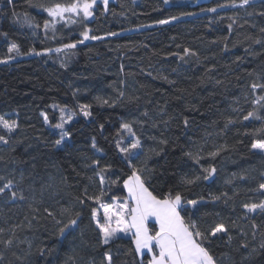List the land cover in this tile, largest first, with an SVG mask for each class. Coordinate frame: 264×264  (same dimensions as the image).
Here are the masks:
<instances>
[{"label": "trees", "instance_id": "16d2710c", "mask_svg": "<svg viewBox=\"0 0 264 264\" xmlns=\"http://www.w3.org/2000/svg\"><path fill=\"white\" fill-rule=\"evenodd\" d=\"M56 2L67 0H31L45 6ZM231 3L109 0L105 11L98 0L94 18L76 25L61 22L55 33H46L42 27L33 29L22 23L23 14L28 13L42 25L51 19L46 12L31 7L29 0H13L12 5L0 0V60H8L0 63V115L19 124L10 134L0 128V135L9 139L8 144L0 143V175L20 181L23 174L20 188L27 197L13 202L7 194L0 196V227L8 230L21 225L11 248L0 244L4 257L0 264H101L109 250L114 264H140L141 257L127 254L134 247L131 238L102 245L90 215L91 208L98 205L91 201L80 205L75 200L85 186L90 195L99 190L94 170L85 167L95 159H100L101 166L111 164L109 178L120 180L107 195L126 197L122 182L130 170L116 141L128 142V133L120 125L133 121H143L133 128L145 151L164 149L161 155L152 156L149 167L162 172L168 186L177 185L186 199L200 201L196 209L186 205L192 218L202 228L220 222L228 225L232 240L225 236L212 244L219 264H264V248L260 247L264 243V213L245 216L242 208L244 203L264 200V195L255 191L264 183V155L251 150L254 139L264 138V134H252L264 122L243 120L249 111L264 115V108L253 103L264 93L254 94L250 88L253 82H264V33L260 32L264 16L259 15L264 4L253 0L243 8L218 7ZM211 8L216 12L207 11ZM13 10L20 16L13 17ZM173 16L179 19L156 23ZM85 26L91 29L90 35L103 39L87 40L67 53L48 56L8 52L13 42L21 53L62 47L82 39ZM111 32L117 35H108ZM256 39L262 43H254ZM184 48L197 53L186 58L188 63L173 55L183 54ZM120 91L125 93L123 97ZM81 104L91 105V116L80 115ZM60 108L76 115L65 129L70 136L56 145L60 137L54 125L59 122ZM145 111L148 116L143 115ZM42 113L47 114L48 123ZM100 114L106 115L102 122ZM184 118L189 120L187 128ZM228 119L234 123L225 127ZM118 132L122 134L117 136ZM160 139L168 144L160 145ZM93 140L99 152L92 147ZM217 151L215 158L209 156ZM185 152L199 153L200 163H194ZM213 166L214 176L203 179L202 169ZM185 175L201 179L184 186L179 181ZM45 208L55 219L44 212ZM62 208H71V214L61 215ZM76 212L81 213L78 228L66 238L60 237L62 225L56 219L67 223L76 218ZM253 222L257 228L252 227ZM149 258L143 255L144 264Z\"/></svg>", "mask_w": 264, "mask_h": 264}, {"label": "snow or ice", "instance_id": "6c2138e0", "mask_svg": "<svg viewBox=\"0 0 264 264\" xmlns=\"http://www.w3.org/2000/svg\"><path fill=\"white\" fill-rule=\"evenodd\" d=\"M103 4L104 10H108L109 0H99ZM253 0H240L239 5L236 4V0H232L230 5H218V7H245L251 5ZM9 5L13 4V0H7ZM168 3V0H165ZM264 4V0H261ZM29 4L33 8L41 9L47 13V16L51 19H45L41 25L38 22H34V18L28 13L23 14L22 23L29 28H43L47 33L51 30L53 33L57 31V24L63 22L65 25H76L83 23L89 19L94 18V11L98 5V0H67V2H56L50 6L43 4H32L29 0ZM216 8L207 9L210 12H216ZM183 15H191V13H185ZM251 15V13H250ZM264 16V12L259 13ZM13 17H19L20 14L15 10L12 11ZM79 18V19H77ZM179 19V17H171L170 19L158 20V24H168L171 20ZM255 27L254 25H252ZM229 29L232 25L230 24ZM91 29L84 27V30L80 33L82 39H78L75 42L64 43L62 47L55 49L46 48L41 51L31 50L28 53H21L19 45L15 42L11 43L8 52L15 53L16 56L20 55H36V56H48L50 53H67L68 50L76 49L79 44H83L87 40H101L103 37L90 35ZM261 33H264V28L260 29ZM7 36V33H3ZM108 35L115 36L117 33L111 32ZM256 44H261L260 39L253 41ZM227 49V45H225ZM248 52V49H245ZM251 54V53H250ZM180 61L188 63V59L197 56V53L191 49L184 48L183 54L174 53ZM14 57L9 56L8 59ZM241 60V57H237V61ZM8 60H0V63H7ZM62 67L66 66L64 63ZM175 71V69L173 70ZM208 71H211L209 69ZM252 75V73H249ZM167 80V77H163ZM264 79V78H261ZM174 83L173 81H168ZM217 84L222 83L216 81ZM251 91L255 94L257 91L264 93V82H253L250 84ZM125 93L119 92V96L123 97ZM264 95H260L254 99L253 103L259 105L260 108H264ZM103 104H109L108 100H103ZM91 105L81 104L79 105L80 113L84 117L91 116L90 111ZM60 123L54 125L55 128L60 129L59 139L55 141L56 145H60L66 137L70 136V132L64 130L66 123L73 120L76 113L68 112L66 114V108H60ZM163 112V109H161ZM144 116H148L147 111L143 113ZM45 123H48V116L46 113H42ZM251 119L259 120L264 122V115H260L258 111H249L243 116V120L248 121ZM165 124L168 121H163ZM140 123L143 125V121L125 122L120 125L123 132L128 133V142L125 144L121 140L116 141V147L119 152L123 154L122 159L125 166L130 170V174H125L126 178L123 179V189L126 190L127 195L123 199L115 196H108V192L111 187L120 183L119 178L110 179L109 173L112 169L111 164L101 166L100 159H95L91 164L85 165V167L92 168L95 172V176L99 181V190L94 194H89L88 187L85 186L79 196L75 197V200L80 205H86L88 201L98 205V207L91 208V219L94 222L95 229L98 231L100 236V242L102 245H109L111 242L120 239L121 233L130 236L131 243L134 245L133 248L128 250L129 255L135 253L141 257L140 264H144L143 255L145 253L150 257L147 260V264H219V258L212 251V244L214 240L222 239L227 236L228 240H232V236L229 232L227 224L220 222L216 223L208 228H202L201 225L192 218V214L189 213V209L186 205H191L193 209H196L200 204L198 200L186 199L183 192L179 190L177 185L168 186L167 180L164 179V174L159 172L155 167H149V160L152 156H159L163 152V148L157 150L156 148L145 151L141 139L136 135L133 125ZM184 126L187 128L189 120L184 118ZM234 123L233 120L228 119V124ZM104 125H100L103 129ZM156 127V124H153ZM0 128L4 129L7 133H13L19 128V124L16 120L6 119L5 116L0 115ZM264 134V126L256 130V133ZM122 133L118 132L117 136ZM152 139H156L153 137ZM0 143L8 144L9 139L5 135H0ZM160 145H167L166 139H160L158 141ZM92 147L100 151L97 148L95 140L92 142ZM251 150L264 155V138L254 139L251 143ZM219 152H211L209 156L215 158ZM185 156L191 159L194 163L199 164L201 157L199 153L193 154L192 152H185ZM102 158V157H101ZM3 159V157H0ZM99 169L96 171V169ZM205 175L203 179L208 180L213 177L216 173V168L208 167L202 169ZM79 175V174H78ZM115 175V173H112ZM264 175V174H262ZM89 180L92 177H88ZM200 176L188 177L187 175L181 177L179 184L184 186H191L200 180ZM23 181V174H21L20 181H14L8 179L5 176L0 175V196L8 195V198L15 202L17 200L24 201L27 197L24 191L20 188V184ZM159 181V184L156 182ZM34 191V190H33ZM261 195H264V183H260L255 190ZM107 196V199L105 197ZM215 200H219L220 197H215ZM111 201V202H109ZM242 208L245 210V216L247 214L264 213V200L260 202H249L244 203ZM39 212V208L34 209ZM49 217L55 219V214L48 208L44 209ZM71 208H62L61 215L71 214ZM74 219L70 218L67 223H63L62 220L56 219L58 225H62L59 228V235L62 238H66L67 235L71 234L73 230L78 228L79 220L81 217L80 212L75 213ZM36 217H33L35 219ZM154 220V225L150 228L149 221ZM235 222H233L234 224ZM21 225L17 224L6 230L0 227V244H3L5 248H11L14 241L18 239L16 230ZM253 228H257L254 222ZM7 231V237H5ZM255 235V233H253ZM23 241H21L22 243ZM247 247V245H242ZM264 248V243L260 245ZM253 252L256 249H252ZM41 255H44V251L41 250ZM15 255V253H13ZM4 259L3 255H0V261ZM19 259V257H17ZM69 259H72L70 257ZM67 264V262H66ZM101 264H114L113 255L111 251L104 253V258Z\"/></svg>", "mask_w": 264, "mask_h": 264}, {"label": "rangeland", "instance_id": "374dc122", "mask_svg": "<svg viewBox=\"0 0 264 264\" xmlns=\"http://www.w3.org/2000/svg\"><path fill=\"white\" fill-rule=\"evenodd\" d=\"M171 1H176V0H171ZM179 1L185 3V2H190V1H192V0H179ZM200 1H204V0H200ZM58 111H59V110H58ZM68 112H70V111L66 110V114H67ZM60 115H61V114H60V111H59V122H58V123L61 122V121H60ZM80 115L83 116L81 113H80ZM85 118H87V117H85ZM105 118H106V115H104V114H100L99 117H98V120H99V122H102ZM73 119H74V118H73ZM69 124H70V122L65 124V126H64V130L66 129V127H67ZM55 131L59 134L61 130L55 128Z\"/></svg>", "mask_w": 264, "mask_h": 264}, {"label": "crops", "instance_id": "0c3cea01", "mask_svg": "<svg viewBox=\"0 0 264 264\" xmlns=\"http://www.w3.org/2000/svg\"><path fill=\"white\" fill-rule=\"evenodd\" d=\"M125 193H126V195H127V192H126V190H125ZM155 223V221L154 220H150L149 221V224H154ZM120 235V237H129L130 238V236H127V235H124L123 233H121V234H119ZM145 254H147V253H145ZM144 254V255H145ZM140 257V256H139Z\"/></svg>", "mask_w": 264, "mask_h": 264}]
</instances>
